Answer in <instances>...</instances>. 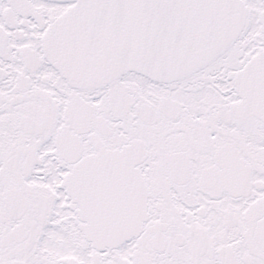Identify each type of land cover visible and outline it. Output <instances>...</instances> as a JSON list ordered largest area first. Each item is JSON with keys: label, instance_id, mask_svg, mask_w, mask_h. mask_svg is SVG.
<instances>
[{"label": "snow or ice", "instance_id": "1", "mask_svg": "<svg viewBox=\"0 0 264 264\" xmlns=\"http://www.w3.org/2000/svg\"><path fill=\"white\" fill-rule=\"evenodd\" d=\"M0 264H264V0H0Z\"/></svg>", "mask_w": 264, "mask_h": 264}]
</instances>
